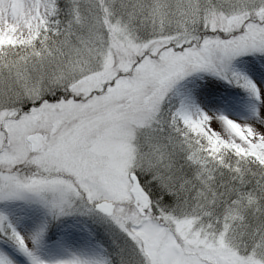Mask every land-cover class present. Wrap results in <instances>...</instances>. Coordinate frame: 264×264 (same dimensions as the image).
<instances>
[{
	"label": "snow or ice",
	"instance_id": "6c2138e0",
	"mask_svg": "<svg viewBox=\"0 0 264 264\" xmlns=\"http://www.w3.org/2000/svg\"><path fill=\"white\" fill-rule=\"evenodd\" d=\"M0 264H264V0H0Z\"/></svg>",
	"mask_w": 264,
	"mask_h": 264
}]
</instances>
